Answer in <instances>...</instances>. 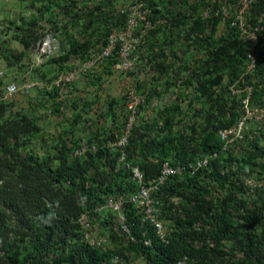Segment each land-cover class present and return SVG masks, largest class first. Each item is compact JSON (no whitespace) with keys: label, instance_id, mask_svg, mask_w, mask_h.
I'll return each mask as SVG.
<instances>
[{"label":"trees","instance_id":"16d2710c","mask_svg":"<svg viewBox=\"0 0 264 264\" xmlns=\"http://www.w3.org/2000/svg\"><path fill=\"white\" fill-rule=\"evenodd\" d=\"M176 2L157 1L158 7L148 4L153 6L151 20L166 19L164 30H159V25L151 32V50L148 52L149 55L157 52L159 57H169V64L158 63L156 67L161 74L165 73L167 81L173 78L177 85H182L183 92L170 102L159 103L150 118H142L133 124L124 148L126 165L118 162L119 149L110 147L118 141L120 131L128 122L125 97L123 102L100 98L102 108L93 113V117L87 111L99 102L93 94V97L86 95V100L78 99L69 105L67 115L61 111L60 105H55V122L68 124L47 142L43 138L45 129L40 126V117L37 116L38 109L44 108L45 104H39V108L35 106L29 113L18 110L16 104L5 96L6 77L0 76V264H101L108 258V253L103 254L84 243L78 219L89 211L101 227L107 228L112 224L108 219L109 208L105 207V214L95 213L93 209L107 206L110 198L122 199L126 223L133 235L140 239L145 232L151 239V247L140 248L146 264H176L184 255L199 263H214L215 254L226 261L231 256L221 248L224 239L241 254L233 258V264H264V233L257 238L249 232L254 225L264 223V198L261 205L253 209L241 202L247 209L245 215H239L244 222H231L228 209L234 207L236 200L229 192L231 188L223 194L224 197H214V186L210 183H217L221 192L225 181L231 179L228 173L220 171L227 160L221 157L224 142L218 132L234 126L244 115L241 109L244 89L252 87L251 104L260 105V108L264 105V0H255L249 9L252 13L250 24L261 28L257 33L261 49L257 55L258 66L251 75L245 74L246 42L232 34L222 44H215L213 35L219 18L211 16L204 20L198 14L197 5L191 7L187 2L182 8ZM116 4L117 0H97L96 11L100 14L89 13L90 21L81 20V16L77 18L78 26L82 25L81 21L90 23L86 25L87 29L83 26L82 31L88 33L92 28L93 33L81 42L70 40L68 50L62 48L61 53L66 55L50 60L47 65L61 64L58 68L62 69L63 63L70 61L72 56L88 54L92 46L89 37L95 38L100 25L104 28V32L103 29L100 32L105 39L113 28L122 27L125 18L116 14ZM62 9L64 14L70 13L69 7L63 6ZM16 28L24 51L31 50L42 38L37 19L20 18ZM174 36L183 39L188 51L194 54L188 62L174 50ZM200 51H203L202 57L198 55ZM189 52L181 53L185 56ZM23 55L9 53L0 42V60L8 68L20 62ZM147 59L151 62L150 58ZM180 59L182 63L177 62ZM109 62L113 65L114 59ZM19 69L24 70L23 66ZM182 69L186 71L185 76L177 78ZM163 85L170 87L168 82ZM231 85L242 94L232 95ZM191 87L195 100L188 106L194 102H203L207 106L196 110L200 115L193 120L181 105L182 101L189 100ZM154 93L158 96L156 90ZM244 137L247 139L249 134ZM35 141L39 142L38 146H31ZM250 142L248 154H240L243 158L237 159L241 169L238 166L237 171L231 170L232 175L240 171L264 174V147L255 140ZM91 146H95L94 151L90 150ZM82 149H85L84 153H75ZM214 153L219 157L211 160L207 168L193 177L170 178L153 195V205L159 207V219L165 224L171 222L174 228L169 245L164 247L155 239L149 223L135 215L134 204L129 201L138 189L132 176L133 168L140 171L144 184L149 185L160 173L164 161L183 164ZM251 160L257 166L249 164ZM213 211H221L222 216H214ZM202 217L211 230L195 238L192 225ZM187 229H191L188 234L191 242L184 240L180 233ZM207 236L214 239V247L205 242ZM111 238L115 239L114 236ZM199 240L202 244L196 247L194 242ZM132 247L125 249L131 251Z\"/></svg>","mask_w":264,"mask_h":264},{"label":"rangeland","instance_id":"374dc122","mask_svg":"<svg viewBox=\"0 0 264 264\" xmlns=\"http://www.w3.org/2000/svg\"><path fill=\"white\" fill-rule=\"evenodd\" d=\"M157 1L164 2L165 0H148V4L153 3L154 7H158L159 3L157 4ZM176 1V3L179 4L182 8L186 7L187 2L185 0ZM199 1L200 0H198V2ZM201 2V4L197 5L198 14L208 8L206 15L211 17L214 14V16H217L219 18L216 27L217 29L214 32L213 38L215 40V44H222L223 40L229 39L230 36L234 34L233 32L236 31L235 29L229 28L227 16L234 15V13L238 11V0H202ZM96 4L97 0H0L1 47L15 56H19L21 55V53L24 54L21 57L20 62H18L13 68H8L6 64L2 60H0V76L6 77V87L10 84H14L19 89V91L15 94H12L10 96L6 94L5 95L8 99L12 100V102L16 104V108L18 110L26 111L28 113L30 111H33V108L35 106L39 108V104H45L44 108H39L37 111V116L40 117L39 124L43 129H45V131L43 132L45 134L43 135V138L45 139L44 141L48 142V140H52L57 134L56 132L61 130L62 127H66L68 124L62 123L60 125L59 122H55V113L53 112V110L54 106L57 104L60 105L61 111L65 113V115H67L69 114V105L71 106L78 99L86 100V95L88 97H93L92 94L96 95V100L98 101L99 99V102L97 103V105H94L87 110L90 117H93V113L99 111V109L102 108V99L100 98L103 97L104 99L107 97L123 102L122 98L126 97L127 94L129 95V93H132V95L135 96L134 103L135 105H137L138 118L134 122L136 123L142 118L148 119L153 116L154 109L157 106L155 105L156 102H170L172 96L176 97L182 95L183 86L177 85L176 81L173 78H170L167 81L168 77L165 76V73L161 74L156 67V64L158 63L169 64V57H159L157 56V52H152L156 54L149 55L148 51L151 50V46L149 44L152 42V38L146 41V45H148V47L144 45L143 49L139 51L140 55L142 56L141 59L145 57L150 58L151 62L147 66H145L143 63L138 62L136 64L135 62L131 70H115L111 62L108 61L105 65L86 73L80 80L75 81L70 85L53 89L49 87V84L56 80L60 73L74 70L89 55L83 53L81 55L83 58H81V56H72V59L70 61H68L67 63H63L62 69L58 68L61 64L47 65V62H49L50 60L58 58L62 55H66L65 52L61 53L62 48L68 50L70 40H77L81 42L86 39L89 33H93L92 28L88 30V33L86 30L82 31L83 26L87 29L86 25H89L90 23L84 22L83 24V21H81L80 24L82 25L78 26L77 21L79 19L77 18L81 16V20H89V13L95 12V14L97 15L100 14L96 11ZM63 6L69 7V14H64V11L62 9ZM149 7L153 8L152 5ZM103 10L106 11V8L103 7ZM249 11L250 10H248V12L245 14L244 23L246 25V28L251 27L249 20L251 19L252 13H249ZM20 18H25L26 20H30L31 18H33L37 19L39 22L38 31L42 38L29 51H24L19 43L20 35L19 31L16 28V25L19 24ZM259 19L262 20V17H260ZM14 23H16V25ZM100 27L101 29H99V33L97 32L95 38H90L88 36L89 41L91 40L89 43H91L92 45L89 47V50L95 49L96 51L104 46L105 38L102 35L104 32V28L101 25ZM102 29L103 32H100ZM159 30H164V27L161 26ZM237 37L241 40L245 39L241 36ZM172 40L175 42L174 50H176L179 53L180 57L184 58L186 62H188L189 58L194 57V54L188 51V45H185V41L183 39H177V37L174 36ZM185 50H187L189 54L184 56L181 52ZM260 50L261 49L259 48V51ZM198 55L199 57H202L203 51H200ZM177 62L182 63V59H180L179 61L177 60ZM20 66H23L24 70H20ZM185 67L182 66V68ZM63 68H65V70H63ZM185 73V69H182L181 72L176 75V77L180 78L182 76H185ZM253 73L245 71V74L251 75ZM254 80L256 81V78L253 79V82H255ZM95 81L98 83V85ZM41 82L46 83L48 87L41 88L39 86ZM167 82L170 83L169 88L163 85ZM26 85H33L32 89L29 92H26V90L23 89V87ZM247 88L248 89L245 92L248 97L250 90L252 91V87L249 86ZM88 90L89 92H87ZM155 90L158 93V96H155ZM189 90V100L187 102L182 101L181 105H184L183 108L185 112H187L189 114L188 117L193 120L197 119L200 115V113H197L196 110H199L201 108L206 109L207 106L203 102H194L193 105L189 107V102L195 100L194 88L191 87L189 88ZM229 90L232 95L240 96L242 94V91L236 89L235 85L229 86ZM152 94L154 95L153 99H151ZM247 97L242 96L241 99L243 100V102L247 99ZM247 107L249 109L248 120L250 122H248L246 130L248 131L247 135L249 134V137L247 139L246 137H243L241 141L237 140L231 143L233 141L232 140L230 143L233 146L229 148L228 152H225L221 155V157L227 161L224 163V166L220 168V171L228 173L231 176V179L229 181H225V188L224 190L222 189L221 192H219V186L217 183L215 184L214 182H210L211 186H214L212 189V194L214 195V197H224L223 194L227 192V189L231 188L229 192H232L234 194V198L236 200L234 207L232 208L231 206L232 209H228V212L231 213V215L229 216L231 218V222L238 221L240 223L244 222V219L240 218L239 215H245L244 211L247 210L243 207L245 206L247 208L253 209L254 206H260L262 199L264 198V174H257L255 171H252L250 174L249 172L248 174H245L243 171H240L239 173H237V175H232V171H237V168L239 166V162H237V159L241 160L243 158L240 156V154L247 155L249 150L251 149V140H255L259 146L264 147V106L260 108V105L256 106L253 105V103H248ZM242 108L245 110L244 107ZM122 130L120 131V133L122 132ZM38 143V141H35L31 146L36 145L37 147ZM230 143L228 144V147ZM251 162L252 163H250L249 161V164L257 166L256 163H253L252 160ZM248 166L250 167L251 165ZM241 202H244L245 205L243 206ZM144 205V203H139L134 206V209H136V207L138 206L140 213L142 214ZM234 208H236V210ZM102 212L101 214H105L104 212ZM212 214L214 216H222L221 211L219 213L213 211ZM111 218L112 215L110 213L108 219H110L111 221ZM202 220L206 223V220L204 218H202ZM92 222L94 225L95 233L97 235H106L108 236V238H110L113 243L112 246L114 254H123L130 256V258L127 260V264H145V260L140 253V247L134 246L131 243L127 244L125 242V239L118 237L115 233V224H110L106 228L101 227L98 220L93 219ZM165 225L168 230V234L173 232L174 228L171 222H166ZM190 230L191 229H187L185 230L186 232L184 230H181L180 233H182L184 240L186 239L191 242L190 236L188 235L191 231L194 234L195 238H197L201 233L204 234L206 232H209L211 229L208 226L206 228H197L196 230ZM249 232L257 238L261 237L264 233V223L263 225H254L253 228L249 230ZM112 236H114L115 239H112ZM169 237L171 239L170 234ZM212 241L214 242L215 246V241L213 238ZM130 245H133V250L127 251L125 247H128ZM221 248L223 249V252L228 254L227 256L231 257H228L226 261L224 259V262L219 258L220 255L218 256L217 254H215L213 257L215 264H233L236 257L241 256L239 252L231 248V242H229L227 239H224V241L221 243Z\"/></svg>","mask_w":264,"mask_h":264},{"label":"built area","instance_id":"2783aa9c","mask_svg":"<svg viewBox=\"0 0 264 264\" xmlns=\"http://www.w3.org/2000/svg\"><path fill=\"white\" fill-rule=\"evenodd\" d=\"M201 1L202 0H200L199 2L198 0H187L188 5L191 7L201 4ZM117 2L118 4H116V14L125 18L124 25L122 27L113 28L105 39L104 46L96 51L95 49H91L88 53L89 55L77 68L69 72L60 73L56 80L49 84V87L51 89L62 88L64 86L70 85L73 82L80 80L86 73L105 65L106 62L111 59H114L112 66L115 70H131L135 62L136 64L138 62L143 63L145 66L150 64L146 57L141 59L142 56L140 55L139 51L143 49L146 41L150 38L151 32L157 30L159 28V25H161L162 27L163 25H165L166 19L157 18L154 21L151 20V18L153 17V12L151 11L152 7L148 6V0H117ZM254 2L255 0H238V11L234 13V15L227 16L229 28L235 29L236 31L234 32V34L244 37L245 39L242 40L247 43V64L245 67V71L249 73H253L258 66L257 55L259 54V39L257 33L261 30V28L257 25H251V27L246 28V25L244 23L245 14L248 12ZM207 9L208 8H206L205 11H201L199 13L200 18L204 20L209 18V16L206 15ZM39 86L41 88L48 87V85L43 82H41ZM32 87L33 85H26L23 87V89L26 90V92H29ZM247 89L248 88L246 87L244 89V92ZM18 91L19 89L14 84H10L6 87V95L10 96L17 93ZM250 95L251 90L248 97L245 92V97H247V99L244 102L242 100L241 104V109L244 111V115L240 118L236 125L232 128L221 130L219 132V136L224 142L223 148L220 152L221 155L229 151V148L233 146L231 143L237 140L241 141L244 135L248 133L246 129L247 124L250 121L248 120L249 109L247 105L248 103H250ZM125 98L126 106L129 111L128 123L120 133L119 140L116 143L110 145L111 148L117 147L119 149L120 155L118 157V162L122 165H126V154L124 152V148L128 144L132 126L138 118L137 105H135L134 103L135 96H133L132 93H129V95L127 94ZM175 98V96H172L170 100H174ZM158 104L159 102H156L155 105ZM242 107H244L245 110ZM229 143L230 145L228 147ZM90 150L94 151L95 146H91ZM84 152L85 149H82L81 151L76 150L75 153L80 154ZM218 157L219 154L214 153L212 155L200 156L195 160L183 164L175 165L171 164L169 161H164L161 165L160 173L158 174L154 182L150 183L149 185L144 184L143 177L140 171L137 168H133L132 176L138 184V189L129 197V201L134 204V206L139 203L145 204L143 206L142 214L140 213L138 206L136 207V209H134L135 215H137L141 219V221H147L149 223L155 235V239L159 243L164 245V247L168 246L170 243V233H167L168 230L165 223L158 217L159 207L157 208L155 207V205H153V195L158 192L170 178L193 177L198 171L207 168L211 160ZM122 202L123 201L120 198H110L108 199L107 206L95 208L93 209V212L100 214L105 209V207L109 208L112 215L111 222L112 224H115V233L118 237L125 239V242L127 244L131 243L134 246H139L140 248L151 247V239L146 237L145 232L142 233L140 239L133 235L128 224L126 223V217ZM202 218L198 219L192 225V230L208 227L202 220ZM92 220L93 217L91 216V213L89 211H85L84 213H82L78 219L79 225L82 230L81 237L84 243L91 249L99 250L103 254L108 253V258L101 264H127V260L130 258V256L123 254H114L112 241L106 235H97L95 233ZM202 240L196 241L195 246L198 247L199 245H201ZM205 242L209 245V247H214V242L209 236L205 238ZM141 256L143 255L141 254ZM144 263L146 264V262ZM176 264L215 263H199L194 261L193 258L184 255L176 262Z\"/></svg>","mask_w":264,"mask_h":264},{"label":"crops","instance_id":"0c3cea01","mask_svg":"<svg viewBox=\"0 0 264 264\" xmlns=\"http://www.w3.org/2000/svg\"><path fill=\"white\" fill-rule=\"evenodd\" d=\"M89 52H90V50L87 51V53H89Z\"/></svg>","mask_w":264,"mask_h":264},{"label":"clouds","instance_id":"9594fccd","mask_svg":"<svg viewBox=\"0 0 264 264\" xmlns=\"http://www.w3.org/2000/svg\"><path fill=\"white\" fill-rule=\"evenodd\" d=\"M5 93H6V91H5ZM6 96V95H5Z\"/></svg>","mask_w":264,"mask_h":264}]
</instances>
